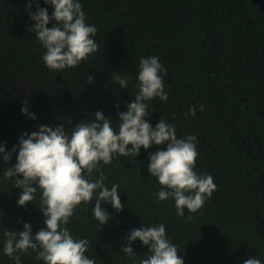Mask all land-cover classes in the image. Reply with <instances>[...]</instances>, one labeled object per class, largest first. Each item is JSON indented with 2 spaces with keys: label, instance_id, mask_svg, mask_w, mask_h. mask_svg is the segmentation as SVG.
I'll use <instances>...</instances> for the list:
<instances>
[{
  "label": "trees",
  "instance_id": "obj_1",
  "mask_svg": "<svg viewBox=\"0 0 264 264\" xmlns=\"http://www.w3.org/2000/svg\"><path fill=\"white\" fill-rule=\"evenodd\" d=\"M80 3L86 23L97 28L98 50L75 68L50 71L42 62L45 49L28 31L26 0H0V143L6 152L18 147L22 133L40 125L70 130L94 120L96 111L116 127L117 111L135 99L140 58L155 55L166 69L168 100L149 101L156 111L147 119L153 128L160 118L175 125L178 138L197 137L194 171L211 175L216 190L197 213L185 209L184 217L177 216L174 200L158 201L160 186L147 171L149 154L165 146L141 148L135 158L117 155L101 164L105 185H119L123 209L101 202L112 218L100 230L92 217L95 200L81 203L67 228L88 240L86 255L95 264H139L150 255L147 246L133 242L131 258L121 246L131 230L161 223L184 264H243L251 256L264 264V11L251 0ZM39 7L53 11L43 0ZM118 71L129 78L127 89L111 82ZM88 75L95 77L92 83ZM24 101L34 120L21 114ZM193 105L196 114L187 116ZM16 155L8 165L0 161V264H14L3 254V233L23 231L17 221L29 223L33 235L45 227L35 206L39 193L33 204L18 206L21 190L2 178ZM35 257L29 250L21 262L43 264Z\"/></svg>",
  "mask_w": 264,
  "mask_h": 264
},
{
  "label": "clouds",
  "instance_id": "obj_2",
  "mask_svg": "<svg viewBox=\"0 0 264 264\" xmlns=\"http://www.w3.org/2000/svg\"><path fill=\"white\" fill-rule=\"evenodd\" d=\"M34 3L36 10L32 11ZM43 3L53 9L51 15L47 8L39 7V0H26L32 21L28 31L35 34L37 42L45 49L43 64L50 71L79 66L98 50L99 45L94 39L97 28L86 23L87 16L80 0H43ZM50 23L52 26L48 27ZM164 75L166 69L159 57L140 58L135 99L123 112L118 110L119 104L114 105L118 110L116 127H113L111 117L96 111L94 120L77 122L70 130L64 124L40 125L38 131L22 133L18 147L14 145L11 151L6 152L5 145L0 143V161L8 165L12 154L17 153L15 164L7 166L2 178L14 181L13 186L21 190L18 206L33 204L39 193L35 206L42 213L45 225L33 235L29 223L17 221L23 223V231L8 229L3 233V254L14 264H22L21 255L29 250L43 264H95L86 255L88 240L74 238L67 225L81 203L90 204L95 200L92 217L99 223L100 230L112 218L101 202L110 204L116 212L123 209L119 185L107 187L101 169V164H111L117 155L135 158L141 148L165 146L149 154L147 171L160 186L156 193L158 201L174 200L177 216L184 217L185 209L197 213L212 197L217 188L213 177L194 171L198 156L197 137L178 138L175 125L160 118L153 128L147 119L156 111L149 101L168 100ZM86 80L92 83L95 77L88 75ZM111 82L118 84L120 89H127L129 78L118 71L111 76ZM28 103L24 101L21 114L34 120L35 115L28 111ZM199 110L203 111V105ZM196 111L193 105L186 115L194 116ZM94 173H98V178L91 179ZM137 240L147 246L150 253L147 258L140 259L139 264H184L176 245L167 238L163 223L131 230L127 245L121 246L120 251L129 258L136 256L131 245ZM243 264H261V260L251 256Z\"/></svg>",
  "mask_w": 264,
  "mask_h": 264
},
{
  "label": "water",
  "instance_id": "obj_3",
  "mask_svg": "<svg viewBox=\"0 0 264 264\" xmlns=\"http://www.w3.org/2000/svg\"><path fill=\"white\" fill-rule=\"evenodd\" d=\"M256 6L264 11V0H251Z\"/></svg>",
  "mask_w": 264,
  "mask_h": 264
}]
</instances>
